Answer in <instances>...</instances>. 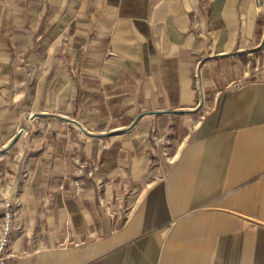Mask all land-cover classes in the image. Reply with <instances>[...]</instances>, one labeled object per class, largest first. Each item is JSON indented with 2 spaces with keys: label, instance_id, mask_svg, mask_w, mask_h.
<instances>
[{
  "label": "crops",
  "instance_id": "1",
  "mask_svg": "<svg viewBox=\"0 0 264 264\" xmlns=\"http://www.w3.org/2000/svg\"><path fill=\"white\" fill-rule=\"evenodd\" d=\"M262 39L254 0H0L6 264H264Z\"/></svg>",
  "mask_w": 264,
  "mask_h": 264
},
{
  "label": "built area",
  "instance_id": "2",
  "mask_svg": "<svg viewBox=\"0 0 264 264\" xmlns=\"http://www.w3.org/2000/svg\"><path fill=\"white\" fill-rule=\"evenodd\" d=\"M254 2L258 9L264 10V0H254ZM257 50L262 54H264V39H262V41L257 46ZM251 81L264 82V59H260L259 57H257V62L254 65V70L248 71L246 72V75L244 77L232 81L231 86L240 87ZM155 143L158 146H166V145H170L171 141L169 138L162 136V137H156ZM76 164L78 168V177H76L73 181L75 187L74 191L76 194H80L84 184L82 180V176L94 178L95 167L90 165L88 161L83 160L81 157L76 158ZM60 186L63 188V184H61ZM5 202H6L5 225L2 230L3 232L0 235V264H6L10 256L8 252V249L11 247L10 233L13 227L14 218H16L15 217L16 210L12 208L13 201L7 198Z\"/></svg>",
  "mask_w": 264,
  "mask_h": 264
},
{
  "label": "water",
  "instance_id": "3",
  "mask_svg": "<svg viewBox=\"0 0 264 264\" xmlns=\"http://www.w3.org/2000/svg\"><path fill=\"white\" fill-rule=\"evenodd\" d=\"M171 111H173V112H178V111H174V110H171ZM141 116H142V115H139V117H137V119L135 120L134 124H136V123L138 122V120L140 119ZM63 118L68 119V120H71V121H73V122H76V123L82 125L78 120H76V119H74V118H68V117H63ZM21 133H22V131H20V132L16 135V137H15V138L13 139V141L11 142L10 147H11V146H12V145L18 140V138L20 137Z\"/></svg>",
  "mask_w": 264,
  "mask_h": 264
}]
</instances>
